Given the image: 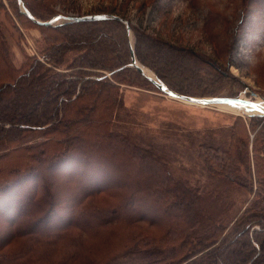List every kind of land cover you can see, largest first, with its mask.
<instances>
[{"label":"trees","instance_id":"1","mask_svg":"<svg viewBox=\"0 0 264 264\" xmlns=\"http://www.w3.org/2000/svg\"><path fill=\"white\" fill-rule=\"evenodd\" d=\"M79 23L85 22L64 24L66 29L79 26L59 43L64 50L93 52L95 41L99 51L117 55L120 50H103L102 36L82 33ZM136 47L140 61L150 59L181 72L167 45L141 38ZM99 56L80 57L70 66L76 72L57 77L36 60L16 78L0 58V147L8 150L0 152V264H123L130 252H161L160 241L164 249L171 245L173 257L191 238V245L213 247L190 264H264V202L234 217L210 219L198 190L172 184L157 154L110 131L113 86L106 76L87 78L91 71L82 72L102 67ZM116 61L106 67L108 76L125 73L131 65L130 60ZM157 77L184 95L161 74ZM35 132L39 142L20 145L26 133ZM212 157L225 181L235 184L236 166L242 163L237 154L219 151ZM233 206L224 203V212ZM159 224L166 225L161 236H148L154 234L147 227ZM92 240L101 241L103 249L96 250Z\"/></svg>","mask_w":264,"mask_h":264},{"label":"rangeland","instance_id":"2","mask_svg":"<svg viewBox=\"0 0 264 264\" xmlns=\"http://www.w3.org/2000/svg\"><path fill=\"white\" fill-rule=\"evenodd\" d=\"M22 2L37 20L53 19L54 22L48 27H38L22 14L17 0H0V58L6 59L14 78L29 70L36 60L50 68V74L55 77L70 75L76 72L70 66L77 65V59L92 60L103 52L95 41H91L92 45L96 44L93 52L87 48L64 50L59 43L64 41L67 32L77 31L79 26L66 29L64 24L69 22L60 17H119L128 23V29L122 22L110 21L111 18L78 21L85 22L79 23L82 33L87 30L93 38L95 33L97 39L102 36L103 50L107 47L120 50L117 55L103 52L99 56L105 63L102 67L82 70L91 71L88 76L84 75L87 78L106 76L113 86L116 102L110 107V131L157 154L172 184L198 190L205 206L203 212L210 219L223 215L234 217L247 207L264 202V117L253 111L250 115L244 111L229 112L219 105L198 106L171 98L133 67L111 76L106 70L111 63L116 65L118 59L121 64L131 62L130 45L136 62L152 74L149 76L158 79L157 74H161L168 85L185 96H237L264 104V0ZM141 38L170 47L181 72L150 59L140 61L135 53ZM110 102L106 98V103ZM24 136L21 146L40 141L38 132ZM5 149L0 147V152L7 153ZM219 151L237 154L242 162L236 166L239 179L235 184L225 181L222 167L212 157ZM212 198L219 200L214 202ZM226 202L234 206L224 212ZM217 204H222V208ZM165 226L147 227L146 231L154 234L147 235L158 238ZM90 242L96 250L103 249L101 241ZM190 242L193 244L194 240L191 238L182 244L183 248L172 257L171 245L164 249V242L160 241L161 252L152 248H144L140 256L130 252L123 264H190L213 247L203 249Z\"/></svg>","mask_w":264,"mask_h":264},{"label":"water","instance_id":"3","mask_svg":"<svg viewBox=\"0 0 264 264\" xmlns=\"http://www.w3.org/2000/svg\"><path fill=\"white\" fill-rule=\"evenodd\" d=\"M17 2L20 5V11L27 16L31 21H33L36 24L39 25H44V26H50L54 20H49V21H39L36 18H34L24 7V5L21 3V0H17ZM61 19H64L68 22H78V21H95V20H102L106 18H111L113 20L122 22L125 26L126 29H128V23L124 20H122L119 17L116 16H101V15H93V16H86V17H80V18H73V17H60ZM129 53H130V58H131V65L130 67H133L139 74H141L144 78H147L153 85L156 86L161 92L165 93L171 98L178 99L180 101L192 104V105H198V106H218V105H231L233 106L234 104H243L247 106L253 107V102L247 101V100H241L240 98H227V97H215V98H195V97H190V96H185V95H180L169 88H167L159 79L157 78H152L146 75L145 70L138 65L136 62L134 52L129 45ZM254 111L259 112L258 115L264 117V112L262 110H258L254 108Z\"/></svg>","mask_w":264,"mask_h":264},{"label":"bare ground","instance_id":"4","mask_svg":"<svg viewBox=\"0 0 264 264\" xmlns=\"http://www.w3.org/2000/svg\"><path fill=\"white\" fill-rule=\"evenodd\" d=\"M146 75H152L150 74V72H148L147 70H145ZM149 77H153V76H149ZM243 100V99H241ZM221 108L228 110L229 112H236V111H244L247 114L250 115V113L256 112L254 111V108L258 109V110H262V112H264V104L263 103H254L253 107L251 106H247V105H243V104H234L233 106L231 105H219ZM259 113V112H257ZM233 114V113H232Z\"/></svg>","mask_w":264,"mask_h":264}]
</instances>
